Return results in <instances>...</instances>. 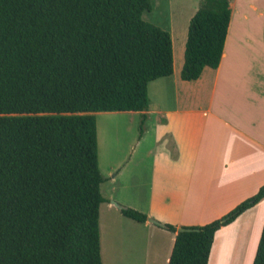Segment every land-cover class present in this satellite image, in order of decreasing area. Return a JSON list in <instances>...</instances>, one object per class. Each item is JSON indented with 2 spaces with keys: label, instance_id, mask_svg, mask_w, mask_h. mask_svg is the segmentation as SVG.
Segmentation results:
<instances>
[{
  "label": "trees",
  "instance_id": "trees-1",
  "mask_svg": "<svg viewBox=\"0 0 264 264\" xmlns=\"http://www.w3.org/2000/svg\"><path fill=\"white\" fill-rule=\"evenodd\" d=\"M231 0H201L181 79L220 63ZM150 0H0V264H102L98 112H145L150 82L173 74ZM145 116L139 124L143 134ZM264 199V185L203 226L175 234L168 264H208L215 233ZM121 214L137 223L147 215ZM252 264H264V224Z\"/></svg>",
  "mask_w": 264,
  "mask_h": 264
},
{
  "label": "crops",
  "instance_id": "crops-1",
  "mask_svg": "<svg viewBox=\"0 0 264 264\" xmlns=\"http://www.w3.org/2000/svg\"><path fill=\"white\" fill-rule=\"evenodd\" d=\"M241 1L231 0L216 69L205 68L197 80L184 81L183 61H175L172 47L173 74L148 84L145 112L94 114L98 155L107 153L113 181L137 159L148 165L144 209L121 206L162 225L128 219L123 228L111 215L108 237L121 257L117 264H168L175 234L164 224L203 226L264 185V6L248 0L247 12L240 9ZM103 204L111 209L114 203ZM263 224L264 199L215 233L208 264H236L243 253L244 259L257 249ZM100 246L102 253V235Z\"/></svg>",
  "mask_w": 264,
  "mask_h": 264
},
{
  "label": "rangeland",
  "instance_id": "rangeland-1",
  "mask_svg": "<svg viewBox=\"0 0 264 264\" xmlns=\"http://www.w3.org/2000/svg\"><path fill=\"white\" fill-rule=\"evenodd\" d=\"M150 2L152 6L151 10L143 13V20L166 31L172 28V34L170 33V35L175 61L178 63H181V61L184 62V47L187 39L189 22L198 9L201 0H150ZM252 3L253 5L255 4L257 8L264 6V0H253ZM248 4V0H242L240 2V9L248 12ZM238 28H244V26L239 25ZM107 156V153L103 152V150H101L100 157L98 155L99 170L105 178V181L100 186V193L106 203L113 202L122 208L124 207L121 206V204L127 203L136 205L138 209H144V199L147 194L148 180V165L146 161L140 164L137 159L130 163L128 167L120 172L116 180L113 181L112 176L115 172H109L112 162L106 158ZM109 210H111L110 213ZM134 210L141 212L137 209ZM119 212L120 209L114 204L111 209H108L107 204H103L99 210V227L101 231L100 235H102L101 254L104 264H117L118 258L120 257V255H118L117 246L114 245L113 247V244L109 243L108 237L109 233H111L108 220L111 218V215L119 218L123 228H125V223L130 222L127 218L122 217ZM255 252L256 250L250 251L244 259L243 253L240 255L239 262L236 260V264H252ZM120 260L121 257L119 258V262ZM138 260L139 257H137V263Z\"/></svg>",
  "mask_w": 264,
  "mask_h": 264
},
{
  "label": "water",
  "instance_id": "water-1",
  "mask_svg": "<svg viewBox=\"0 0 264 264\" xmlns=\"http://www.w3.org/2000/svg\"><path fill=\"white\" fill-rule=\"evenodd\" d=\"M114 205L117 206L119 209H122V207H120L119 205H117L115 203H114ZM147 221L152 223V224H155V225H158V226H162L159 222H157V221H155V220H153L151 218H148ZM190 231H192V230L191 229H186V228H178L177 229L178 233H180V232H190Z\"/></svg>",
  "mask_w": 264,
  "mask_h": 264
}]
</instances>
